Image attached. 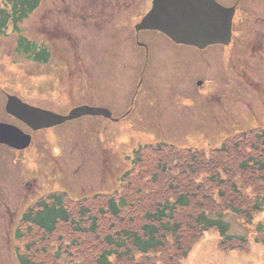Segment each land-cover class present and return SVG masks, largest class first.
<instances>
[{
    "label": "rangeland",
    "instance_id": "obj_1",
    "mask_svg": "<svg viewBox=\"0 0 264 264\" xmlns=\"http://www.w3.org/2000/svg\"><path fill=\"white\" fill-rule=\"evenodd\" d=\"M143 3L140 5H145ZM120 4H126V0H93L91 4L90 0H42L41 8L17 24L16 30L8 24L0 36V90L4 94H17L29 104L59 114H66L76 106L94 103L108 108L113 117L121 118L118 122H111L101 117L85 116L40 132L42 136H34L33 143L25 152L0 148V264H18L16 255L18 248L21 254L25 252L23 245L40 246L39 238L35 241L22 237L21 225L15 228L20 212L33 206L42 194L38 186H42L45 193L67 190L68 198L78 201L84 195L105 193L116 188L122 173L131 167L129 158L134 148L171 143L179 148L208 150L218 147L241 130L264 126V111L258 114L264 108H258L264 103V62H245L261 81L259 94L254 93V83L250 85L251 93L257 98L249 100L246 92L236 96V91L243 85L238 84L237 71L235 77L223 72L229 61L226 59H213L207 67L198 69L178 65L180 74L189 69L196 78L200 76L198 81L204 83V87L195 86V89L189 88L193 89L192 92L182 93L186 90L183 83L170 87L175 79L171 70L177 67L169 66L172 65L170 63H152V60L147 64L143 49L132 40L129 42L130 38L122 40L129 44L90 48L83 42L73 45L61 39L66 29L77 34L79 41L75 17L87 14L89 21L85 18V22L78 24L87 32L88 38L92 37V24L106 21L105 17L114 15L109 7L118 6L120 12L126 8ZM70 7H76L75 13H70ZM137 7L128 13H119L107 24L113 26L118 20V32L125 36L128 26L134 25L141 17V9H135ZM2 8L9 10V3L6 5L5 0L1 1ZM42 8L46 13L41 21L38 12ZM236 30L238 33L242 31ZM243 36L246 38V34ZM20 37L36 39L47 46L51 53L50 62L38 65L20 54L15 49ZM77 54H81L82 59H77ZM220 62L224 66H219ZM243 62L234 60L235 70L240 69ZM142 70L145 72L143 77ZM241 71L243 77L251 78L245 68ZM139 87L141 91L134 99V105H128ZM251 114L261 117L255 118ZM0 118L3 121L9 118L4 108L0 110ZM219 120L228 125L221 121L218 127L216 122ZM232 122L239 124L233 125ZM53 132L66 135L52 136ZM7 212L12 215L8 216ZM225 214L230 233L244 236L248 241L246 247L223 251L218 246V233L209 230L191 247L183 264H264V241H261L264 234L259 235L260 241H255V226L264 220V212L256 214L251 224L230 212ZM10 227L11 233L7 234ZM18 230L21 235L16 240L14 234H18ZM75 232L73 226L60 225L57 236L43 237V252L47 256L40 264H92L86 257L98 251L97 245L84 249V255L80 257L75 250V240L80 242L77 243L79 245L87 242H83Z\"/></svg>",
    "mask_w": 264,
    "mask_h": 264
},
{
    "label": "trees",
    "instance_id": "obj_2",
    "mask_svg": "<svg viewBox=\"0 0 264 264\" xmlns=\"http://www.w3.org/2000/svg\"><path fill=\"white\" fill-rule=\"evenodd\" d=\"M5 2L9 10L0 9V35L8 22L17 27L40 0ZM21 49L34 60L48 58L46 50L23 38L17 41V50ZM132 156L131 167L111 193L74 203L62 195L35 202L20 225L22 237L39 238L41 243L26 244L25 252L17 255L19 263L45 261L43 237L57 236L60 225L73 226L87 242L79 245L75 240L80 257L84 249L97 245L98 251L86 257L92 264H183L191 247L209 230L218 233L223 251L246 247L244 236L230 233L225 213L251 224L256 214L264 212V126L226 138L208 150L153 143L139 146ZM255 231V241H260L264 220Z\"/></svg>",
    "mask_w": 264,
    "mask_h": 264
},
{
    "label": "flooded vegetation",
    "instance_id": "obj_3",
    "mask_svg": "<svg viewBox=\"0 0 264 264\" xmlns=\"http://www.w3.org/2000/svg\"><path fill=\"white\" fill-rule=\"evenodd\" d=\"M91 1L93 0H90V4ZM154 1L155 0H135V1L126 0V4H120V6L124 5L123 7H126L122 9L121 12L124 11V13H128V11L132 10L135 6H138L135 9H141V17H140L141 19L145 14L153 11ZM215 1L224 8L228 9L225 10L224 13L220 15V17L217 18V20L215 21L216 22L215 26H218L220 23L222 24L221 26H223L226 25L227 22L230 20V29H231L230 39L227 44L219 43V42L211 43V45L203 49H199L193 46H188L186 45V43L177 42L171 39L169 36L162 33L161 31L155 29H149V28H137L140 19L137 22H135L134 25L132 23L128 26L129 31H127L125 36H123V34L120 35L117 28L118 26H116L118 24V20L113 26L107 24L110 22L112 18L118 16V14L121 13L119 10L120 7L118 6L109 7L110 9H113L111 12L114 15L110 17H105L106 21L103 20L95 21L92 24L93 28L91 30L88 27V30L91 31V33L90 32L89 33L90 35H92V37L88 38L87 32H85L84 29H80V26L78 24L80 22H85L86 21L85 18L89 21L90 18L88 17L89 15L87 14V16L75 17L77 19L75 25H78L77 30L80 34L79 41L76 39L77 34L76 35L71 34L70 31L66 29H65V33L62 34L61 39L64 40L66 43L73 45L80 44L83 42L85 45L88 46V48H90L97 45H101V46H107L112 44H116L115 46H117L118 44L123 45V44H127L128 42L122 40L130 38L128 39L129 42H131L132 40V42H134L135 45L143 49L142 51L144 54L145 62H147V64L149 60H152V63L154 62L155 63L160 62L165 64L178 63L181 65H186L187 67L193 66L194 68L198 69V68L207 67V65H209V63H211L213 59H226L229 61L227 62L226 69L223 68V72L224 71L227 72L230 75V77L231 74H233L232 77H235V72L237 71L238 73L237 80L239 82H244L245 84L249 83L250 85L254 83V88H255L253 89L254 93L259 94L258 90L261 85L260 83L261 81L257 79V74L254 73V82H249L247 79H245L247 77L242 76L241 70L245 68L247 73L251 74V71L248 69L249 66L245 62L248 61L249 63L252 61L264 62V0H215ZM142 2H144L143 4L145 5L141 6L140 4ZM70 9L72 10V12L70 13H75L76 7H70ZM163 10L167 11L168 9L166 7L163 8ZM44 13H46L44 12V10H39L38 12V14H40L41 21L43 19ZM70 17H73V14ZM41 23L42 22H40V24ZM238 28L242 30L241 33L237 32L236 29ZM131 34H133V36H131ZM245 34H246V38L244 36L242 37V35ZM76 57L77 59H82L81 54H77ZM234 60H238L241 62L244 61L240 69L235 70V67L232 63L234 62ZM219 66L222 67L224 65L222 62H220ZM185 75H186V80L183 83V85L186 88V90L184 91H187L189 88L194 87L195 73L190 72L189 69H186ZM199 78L200 76L197 77V81L199 80ZM198 85H202V83L199 82ZM193 89L188 91L192 92ZM250 90L251 88H248V91L245 93L248 96L249 100H251L252 98H257L253 93H251L252 91ZM237 95L238 96L241 95L239 91L237 92ZM261 107H264V103L258 105V108ZM230 108H222V109L229 110ZM7 121H9V123L14 122L18 124V127L21 128L25 133L30 134V136H42L40 135V132H42L43 130L31 131V129H29L25 124L21 122H16L13 120H7ZM221 121L222 120H219L218 122ZM65 135L66 134L64 133H57V132L56 134L54 132L52 134V136H65Z\"/></svg>",
    "mask_w": 264,
    "mask_h": 264
},
{
    "label": "water",
    "instance_id": "obj_4",
    "mask_svg": "<svg viewBox=\"0 0 264 264\" xmlns=\"http://www.w3.org/2000/svg\"><path fill=\"white\" fill-rule=\"evenodd\" d=\"M166 7L168 10H163ZM223 13L224 10L212 0H155L153 11L142 20L140 27L155 28L177 41L203 48L212 41L224 42L222 39L227 41L229 38L230 20L226 25L215 26V21ZM5 109L33 129L54 126L83 115L110 116L104 108L88 106L76 107L67 115H59L23 103L15 96H8ZM29 142L30 136L24 135L17 127L0 123V143L23 149Z\"/></svg>",
    "mask_w": 264,
    "mask_h": 264
}]
</instances>
